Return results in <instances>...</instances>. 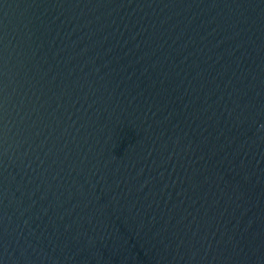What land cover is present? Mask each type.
<instances>
[{"label":"water","instance_id":"obj_1","mask_svg":"<svg viewBox=\"0 0 264 264\" xmlns=\"http://www.w3.org/2000/svg\"><path fill=\"white\" fill-rule=\"evenodd\" d=\"M0 264H264V0H0Z\"/></svg>","mask_w":264,"mask_h":264}]
</instances>
